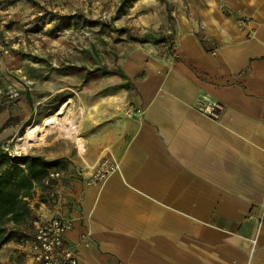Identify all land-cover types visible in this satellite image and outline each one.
<instances>
[{"label":"crops","instance_id":"crops-1","mask_svg":"<svg viewBox=\"0 0 264 264\" xmlns=\"http://www.w3.org/2000/svg\"><path fill=\"white\" fill-rule=\"evenodd\" d=\"M186 4L173 56L136 49L121 64L129 88L120 91L138 113L81 135V153L54 137L51 152L36 154L73 155L70 172L82 167L86 178L102 157L118 163L91 185L64 175L55 201L33 191L34 216L73 220L69 242L90 232L79 264H264V0ZM166 16L143 22L157 28ZM21 95L12 109L0 102L2 147L33 113ZM0 264H34L28 243L2 245Z\"/></svg>","mask_w":264,"mask_h":264},{"label":"rangeland","instance_id":"rangeland-1","mask_svg":"<svg viewBox=\"0 0 264 264\" xmlns=\"http://www.w3.org/2000/svg\"><path fill=\"white\" fill-rule=\"evenodd\" d=\"M186 3L187 0H0V102L3 104L7 97L12 109L22 94L27 107L33 109L16 135L5 140L3 149L13 154H42L53 147L44 145L45 141L59 137L62 140L56 145L63 150L71 141L59 134L58 124L64 117L80 130V135L90 138L99 128L138 113L131 106L130 96L120 91V85L127 84L125 79L118 75L99 76L92 69L102 65L121 68L136 49L150 50L151 54L156 49L158 55H163L164 47L155 39L171 29L173 36L175 12ZM155 13L167 15V24L153 28L143 22L144 16ZM146 32L155 34L153 39H135ZM63 105L64 113L58 114ZM85 107L92 108L91 117H85ZM13 120L11 117L8 123ZM28 120L32 122L26 125ZM41 123L46 128L39 145L17 149L18 137L28 127ZM70 156L58 158L66 177L75 173L70 172L74 164Z\"/></svg>","mask_w":264,"mask_h":264},{"label":"trees","instance_id":"trees-1","mask_svg":"<svg viewBox=\"0 0 264 264\" xmlns=\"http://www.w3.org/2000/svg\"><path fill=\"white\" fill-rule=\"evenodd\" d=\"M154 35L146 32L142 37L135 39L139 42H146L153 39ZM171 37L172 33L169 36L159 33L155 41L160 44L171 39L169 47H174V41ZM92 70V72H97L99 76L118 75L125 80L128 79L121 68L113 69L102 65L94 67ZM120 87L128 89V82L120 85ZM27 99L31 102L30 97ZM10 119L11 117L8 118L7 122ZM31 122L28 120L26 125L31 124ZM60 163V159L47 160L43 156L31 153H9L0 145V248L10 241L19 243L26 237V230L30 228L33 213L29 203L33 191L36 187L41 190L45 189L42 184L43 179L48 174L49 169L61 168Z\"/></svg>","mask_w":264,"mask_h":264},{"label":"built area","instance_id":"built-area-1","mask_svg":"<svg viewBox=\"0 0 264 264\" xmlns=\"http://www.w3.org/2000/svg\"><path fill=\"white\" fill-rule=\"evenodd\" d=\"M236 22L239 27H242L245 20L242 17H238ZM170 33V31H167L164 35L169 36ZM169 41L171 42V39L159 44L164 47V56H173L174 47H169ZM215 106V103L210 100L207 101L204 112L207 115L214 114ZM76 146L77 151L83 152L77 143ZM88 168L91 170V173L87 178L84 177L81 169H76L74 174L82 178L86 185H91L117 170L118 163L112 156H105L91 167L88 166ZM64 175L63 169L51 168L43 179L42 184L45 186V189L41 190V192L49 202L57 200V185ZM73 225L74 222L70 218L59 215L40 217L34 216L32 213L30 228L26 230V237L19 244L27 245L28 243L30 256L34 264H79V245H84L85 247L89 245L90 232H82L77 236L76 241L69 242L67 236L73 230Z\"/></svg>","mask_w":264,"mask_h":264},{"label":"bare ground","instance_id":"bare-ground-1","mask_svg":"<svg viewBox=\"0 0 264 264\" xmlns=\"http://www.w3.org/2000/svg\"><path fill=\"white\" fill-rule=\"evenodd\" d=\"M83 110V109H82ZM65 111V106L63 105L58 114H62ZM46 124H41L37 127H28L27 130L18 137L15 147L26 148L31 145H39L41 138L44 135ZM59 134L68 137L70 140L77 143L80 147V150L84 149V139L80 135V130L76 127H72L70 120H67L65 117L58 124Z\"/></svg>","mask_w":264,"mask_h":264}]
</instances>
